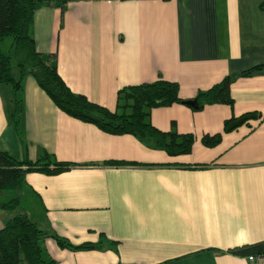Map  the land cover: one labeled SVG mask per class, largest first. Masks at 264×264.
Instances as JSON below:
<instances>
[{
	"label": "crops",
	"instance_id": "obj_1",
	"mask_svg": "<svg viewBox=\"0 0 264 264\" xmlns=\"http://www.w3.org/2000/svg\"><path fill=\"white\" fill-rule=\"evenodd\" d=\"M31 30L71 92L110 110L125 85L161 77L186 100L233 77L232 105L151 109L155 127L193 135L176 156L66 114L31 75L16 93L0 84V150L70 163L25 174L23 213L73 244L105 236L100 248L71 250L47 235L45 253L58 264H251L247 255L264 251V0H69L62 12L36 8ZM247 111L261 116L223 131ZM215 133L216 145L201 142ZM8 196L0 227L14 214L2 209Z\"/></svg>",
	"mask_w": 264,
	"mask_h": 264
},
{
	"label": "trees",
	"instance_id": "obj_2",
	"mask_svg": "<svg viewBox=\"0 0 264 264\" xmlns=\"http://www.w3.org/2000/svg\"><path fill=\"white\" fill-rule=\"evenodd\" d=\"M69 0H0V84H9L14 92L22 88L24 76L31 75L39 87L51 98L54 104L66 114L82 121L91 122L101 130L112 134H131L143 143L165 151L170 156L191 152L193 135L180 133L175 129L161 130L150 120L154 107L172 103L187 104L179 96V86L175 81L158 78L151 82L125 85L118 89L115 109L110 110L90 101L82 94L72 93L57 71L55 54L41 53L36 49L32 35L33 14L43 4L59 7L64 11ZM10 43L5 45V40ZM5 45V46H4ZM6 47L8 50H5ZM12 66L19 71L17 78L11 74ZM256 67L248 69L249 72ZM233 77L226 76L209 88L197 92L194 97L201 108L205 104H233L230 83ZM20 111V100L15 99L11 118L16 123ZM260 113L247 111L238 116L224 119L223 131L229 132L242 124L260 118ZM221 133L203 135L205 146L216 145ZM70 166L67 161L56 159L47 151H42L36 160L16 159L0 150V192L8 194L2 205L5 211L15 210L20 203L25 174L38 171L56 174ZM51 236L60 247L71 250L100 248L102 240L73 244L67 238L43 231L37 223L23 212L14 213L0 227V264H58L47 255L41 246L45 236Z\"/></svg>",
	"mask_w": 264,
	"mask_h": 264
},
{
	"label": "built area",
	"instance_id": "obj_3",
	"mask_svg": "<svg viewBox=\"0 0 264 264\" xmlns=\"http://www.w3.org/2000/svg\"><path fill=\"white\" fill-rule=\"evenodd\" d=\"M246 260L251 264H264V251L249 254L246 257Z\"/></svg>",
	"mask_w": 264,
	"mask_h": 264
},
{
	"label": "rangeland",
	"instance_id": "obj_4",
	"mask_svg": "<svg viewBox=\"0 0 264 264\" xmlns=\"http://www.w3.org/2000/svg\"><path fill=\"white\" fill-rule=\"evenodd\" d=\"M9 43H10V39L8 38V39L5 40V45H7V44H9ZM5 45H4V46H5ZM5 50H8V48L6 47ZM22 207H23V205L20 204V205L14 210L13 213L23 212V211H22ZM29 217H30V216H29ZM30 218H31V217H30ZM31 219L34 220L33 216H32Z\"/></svg>",
	"mask_w": 264,
	"mask_h": 264
},
{
	"label": "water",
	"instance_id": "obj_5",
	"mask_svg": "<svg viewBox=\"0 0 264 264\" xmlns=\"http://www.w3.org/2000/svg\"><path fill=\"white\" fill-rule=\"evenodd\" d=\"M187 104L191 105V106H196L197 105V101L195 98H192V99H186L185 101Z\"/></svg>",
	"mask_w": 264,
	"mask_h": 264
}]
</instances>
